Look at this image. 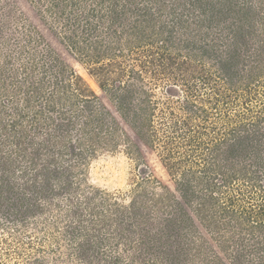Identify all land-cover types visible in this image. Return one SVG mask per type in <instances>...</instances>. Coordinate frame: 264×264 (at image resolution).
Listing matches in <instances>:
<instances>
[{
  "label": "rangeland",
  "instance_id": "1",
  "mask_svg": "<svg viewBox=\"0 0 264 264\" xmlns=\"http://www.w3.org/2000/svg\"><path fill=\"white\" fill-rule=\"evenodd\" d=\"M101 1L0 0V164L3 157L12 162L5 171L16 172L11 182L17 187L10 191L0 182V264H264V229L249 225L240 232L236 220L222 215L218 230L209 219L216 211L212 200L182 199L178 188L185 191L187 180L168 174L162 142L146 132L151 119L160 131L161 118L140 110L151 102L157 114L170 106L177 119L189 120L199 106L212 108L210 90L191 82L194 75L215 72L227 93L218 57L226 55L227 39L218 33L224 25L211 23L210 12L203 16L213 10L210 5L193 9L194 0ZM255 3L264 18V0ZM261 18L257 25L264 29ZM218 42L222 52L212 57ZM196 51L204 63L199 67L191 57ZM249 66L264 72V64ZM103 78L110 89L101 90ZM254 83L261 88L264 74ZM189 90L198 95L190 104ZM120 106L130 122H148L145 135L127 127ZM116 116L123 125L114 122ZM214 118L220 126L228 121ZM24 151L35 160L26 161ZM257 172L264 186V169L257 166ZM185 211L193 224L180 222L165 252L186 253L188 259L172 263L158 253L153 262L147 248L166 241L158 236H166L164 220L180 221ZM192 238L201 245L207 239L211 252L220 254L218 262L215 256L212 262L193 260L195 252L189 259Z\"/></svg>",
  "mask_w": 264,
  "mask_h": 264
},
{
  "label": "trees",
  "instance_id": "2",
  "mask_svg": "<svg viewBox=\"0 0 264 264\" xmlns=\"http://www.w3.org/2000/svg\"><path fill=\"white\" fill-rule=\"evenodd\" d=\"M104 1H101L100 4ZM192 3L194 4L192 6L193 9L199 7L200 10L210 5V8L213 10H205L202 12L203 16H207L206 12H210L211 23H214V20L218 21V29L220 25H224L223 28L218 30V33H224L223 38L227 39L226 55L217 56L221 60L222 69L225 72V77H227L224 78L223 74V81L221 82L222 85L227 86V93L225 94L220 89L221 87L218 85L220 83L216 80L217 76L215 72H210L206 76L194 75L190 78V81L196 85H206L208 90H210L207 93V100L211 102L210 104L213 107L199 106V108L193 111L188 120L187 118L177 119L176 113L170 106H167V109L165 108L166 111L160 109L159 114H157V104L152 108L151 105L153 103L150 104L151 102H148L140 108L141 115L143 116L147 112L153 119L160 117L161 123H163L161 124L160 131L156 128L155 122L152 119L149 124L147 121L137 124V121L130 122L128 120L127 115L122 112L124 110L121 106L118 112L125 119V124H129L128 128L131 130L135 128L139 129L138 135H145L144 129L148 124L149 129L146 128V132L163 144L161 148L165 152L161 160L168 174L173 179L175 176L183 175V178L187 180L184 185L185 191L182 187H177L183 193L182 199L186 201L192 198L201 199L202 203L203 201L206 203L212 200L213 208L216 211L209 219L215 223L214 225L218 230H220L218 216L222 215L233 218L231 220H236L240 232L247 230L249 225H253L254 228L264 229V190L262 189L264 186L259 182L258 172L256 174L257 166H261L264 169V158H262L264 156V136L261 135L262 125L264 124V96L262 97L259 93V89L264 90V84L261 85V88L258 86V89L255 85L256 83H254L257 78L263 76L264 72H261L257 68H249V65L254 62L259 66L264 64V29L257 25L258 18H261L263 15L257 11L255 0L251 4H249L248 0H194ZM166 7L165 3H161V10ZM145 11V14L150 15L151 20L152 18L153 20L155 19L154 14L152 16L150 12V14L148 13L147 9ZM261 19L264 20V18ZM181 24L182 22H180L179 26ZM202 26L203 24L201 23V27H199L203 28ZM254 42L257 45L256 47L253 46ZM211 50L212 57H214L213 54L216 51L221 53V42L214 43ZM193 54L191 57H195L198 61L197 56L199 51ZM206 55H208V52ZM199 65H204L202 60L198 61L196 67H199ZM100 71H103V68ZM78 79L82 80L80 77ZM259 84L258 82L257 85ZM99 85L101 90H108L111 87L109 81L105 78L100 81ZM191 85L193 86V84ZM189 89L192 88L189 87ZM189 92L190 99L188 103L190 104L191 98L198 97V95L193 94L191 90ZM38 93L40 94V92ZM90 93L96 98L94 91L91 90ZM54 101L55 98L52 96L50 107L53 111L56 110ZM121 104L124 105V103ZM221 104L223 107H221ZM129 110L132 113L135 112L134 107L133 109L128 107L127 111ZM135 114L139 116L138 112ZM214 115L226 118L228 121L220 126V123L218 124L215 118L213 120ZM169 116L171 119L168 118ZM113 120L116 124L118 122L121 123V118L119 119L118 116L113 117ZM121 125L123 124L121 123ZM59 131V129L56 130L57 133ZM77 141L80 143L82 140L78 137ZM32 145H34L33 142ZM73 146H76L75 142ZM42 148V146H39L38 150L35 149L34 155L37 156V153L40 155ZM79 149L80 155L86 154V150ZM24 152L26 161L35 160L34 157H31V152ZM89 153L87 151V154ZM252 156L254 162L250 163L248 159L252 158ZM6 160L5 157L1 160L3 164H0V173L7 172L8 176L5 178L3 176L0 177V182L7 183L8 190L16 191V184L11 182L16 172H13L11 169L5 171V167L11 168L12 166V162L8 165V162H5ZM209 161L211 162L209 163ZM0 193H3V191ZM223 200H225L224 203H227V206L221 204ZM1 204L2 196H0V206ZM197 205H200V203ZM127 210H130L127 214L131 215V212H133L132 207ZM188 220L190 222L193 221L192 215L188 211H185V215L180 221L173 218L164 220L167 224V229H165L166 236H162V234L158 236L160 238L163 237L166 241L160 243L161 248L150 246L147 248L149 253L153 250V253H150L152 256H156L158 253L162 254V258H158L157 256L156 258L152 257L153 262H158L157 258L168 260L172 263L185 257L188 259L186 253L181 254L177 252L169 255L165 252L167 251L166 248L171 246L169 243L170 239H175L173 235L176 234L173 232L178 230L179 223H188ZM226 225L232 229L229 223ZM127 226L130 227V225ZM126 227L125 230H127ZM191 240L196 246L191 251H188L189 259L195 252L192 257L193 260L197 257H203L208 262H212L215 256L214 259L218 262L220 254L211 252L212 247L210 246V249L207 247L209 245L207 239H204L203 242L205 243L203 245L197 244V240L193 238ZM175 243L177 245L179 241L178 243L175 241ZM218 243L223 247L224 251L228 252L229 246L223 245V241L221 240ZM209 251L213 253V256L210 257L207 254L210 253Z\"/></svg>",
  "mask_w": 264,
  "mask_h": 264
}]
</instances>
